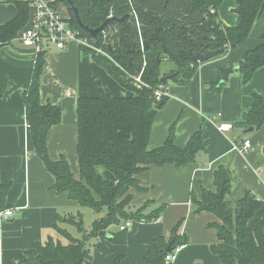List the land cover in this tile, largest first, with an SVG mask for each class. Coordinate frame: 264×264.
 <instances>
[{"label":"trees","instance_id":"1","mask_svg":"<svg viewBox=\"0 0 264 264\" xmlns=\"http://www.w3.org/2000/svg\"><path fill=\"white\" fill-rule=\"evenodd\" d=\"M78 12L84 27L96 29L112 17L116 21L106 27L94 41L83 31L67 0H54V5H63L70 16L71 26L82 32L97 49H102L115 62V66L97 56L93 57L109 75L127 90L130 97L115 98L103 93L100 97L79 98L77 101L79 180L74 179L71 166L65 158L52 161L48 149L49 130L62 123V109L50 103H41V85L45 72V53L38 54L33 79L28 90L23 91L25 118L30 128L29 135L33 151L42 160L48 172L56 180L53 189L69 194V198L80 207H87L105 217L96 220L91 233L85 231L82 214L60 218L64 224L76 228L80 238H75L67 229L57 225L58 233L67 239V244L53 239L45 245H36V255L27 254L23 264H92L93 257L87 248L90 240L99 238L96 247L103 255H109L108 242L125 245L127 231H120L124 221L152 223L166 210L165 205L148 213L150 203L132 210L131 190H142L139 173L154 167L172 164L178 168L196 162L204 151L201 131L190 138L184 148L176 145L175 126L169 129L167 140L158 149H150L149 143L157 112L166 105L168 98L155 101L158 85L177 84L183 79H191L202 62L195 60L196 54L209 51L235 50L247 41L255 23L264 17V0H236L235 10L239 17L236 28L226 27L219 20V9L224 0H69ZM18 14L14 20L0 26V47L15 39L20 30L30 23V5L13 1ZM215 11V14L211 13ZM262 44L246 54L237 66L229 65L220 71L215 89L223 88L229 78L240 75L242 83L248 84L259 70H264V35ZM167 48L169 55L165 52ZM165 60L178 65L172 80L162 82L160 70ZM145 65V66H144ZM148 87L133 86L132 77L140 75ZM166 76V75H165ZM253 106L247 114L248 128L256 131L264 126V100L261 95L252 96ZM217 192L203 189L201 199L191 198L192 213L214 214L219 223L213 225L219 241L239 250L241 259L211 247L221 264H264V212L262 201L251 192L235 202H226L231 191L232 176L229 170L219 167L215 171ZM221 184L224 196L219 197ZM9 185H0V215L9 208L7 193ZM1 218V217H0ZM181 220L172 230L171 238L162 248H155L145 259V264H164L169 246L172 250L188 243L186 236L180 235L184 225ZM254 223V226L251 224ZM117 226V232H109ZM1 229V226H0ZM108 236H110L108 238ZM123 257L114 264H121Z\"/></svg>","mask_w":264,"mask_h":264},{"label":"crops","instance_id":"2","mask_svg":"<svg viewBox=\"0 0 264 264\" xmlns=\"http://www.w3.org/2000/svg\"><path fill=\"white\" fill-rule=\"evenodd\" d=\"M13 1L0 0V26L17 16ZM17 1L31 8L37 0ZM46 1L54 3V0ZM237 7L236 0H224L218 11L222 25L238 26ZM58 9L64 17L70 18L65 6L59 5ZM22 31L0 47V185L10 186L7 205L15 209L12 218H0V264H23L27 254L36 255L37 244L45 245L52 239L66 245L67 239L56 227L67 229V224L59 217L80 214V205L72 201L69 194H59L53 189L56 180L33 151L23 91L31 86L38 53L21 44ZM263 35L264 17L255 23L244 44L201 63L195 76L183 79L180 85H167L169 97L157 112L149 148H161L169 129L175 126L177 147L184 148L190 138L201 131L205 149L195 163L182 168L172 164L161 168L152 166L138 174L136 178L142 190L130 191L134 210L145 203H150L148 213L161 205L167 208L152 223L132 221L127 243L109 245L112 255L104 260L97 254L95 264H114L119 257H123L121 264H145L150 252L169 242L172 230L181 220L185 222L180 235L186 236L188 243L174 264H221L211 250L214 245L236 260L241 259L238 249L219 241L213 227L219 220L214 214L192 213L191 198L194 195L201 199L203 189L217 192L215 171L224 167L232 176L231 191L225 201L235 203L251 192L262 201L264 212V126L252 135H244L248 128L247 114L253 106L252 96L259 94L264 100V70H259L246 85L240 75L234 74L223 88L212 87L218 85L221 70L229 65L237 66L247 52L262 44ZM94 56L102 57L91 44L78 42L69 44L65 50L50 48L45 56L41 103L58 106L63 114L62 123L48 132L47 150L52 161L66 159L76 180L80 177L78 99L100 97L103 93L115 98L133 96L93 60ZM109 64L113 63L109 61ZM174 71L170 69L164 74ZM225 123L231 124L232 129L223 133L219 126ZM242 138L252 142L253 149L248 155L240 154L234 146V142Z\"/></svg>","mask_w":264,"mask_h":264},{"label":"built area","instance_id":"3","mask_svg":"<svg viewBox=\"0 0 264 264\" xmlns=\"http://www.w3.org/2000/svg\"><path fill=\"white\" fill-rule=\"evenodd\" d=\"M31 10L29 26L21 32L19 37L23 46L34 48L40 54L45 53L50 48L65 50L69 44L75 42L89 44V41L82 37V32L71 26L70 18L64 17L58 6L54 5L53 2L37 0L33 2ZM211 13L215 14V11L211 10ZM142 73L143 71L139 76L132 77L133 86L138 87V89L148 87L142 81ZM154 96L156 102L163 101L169 97V88L163 84L158 85ZM231 129L232 125L228 123L219 126V130L223 133ZM234 146L243 155H248L253 149L251 140L246 138L235 141ZM14 214V208H7L5 212L1 213L0 217L6 220L12 218ZM133 223L132 221H124V224L119 228L120 231H128L133 226ZM183 248L184 246H181L171 250L172 252L165 257L164 264H174Z\"/></svg>","mask_w":264,"mask_h":264},{"label":"rangeland","instance_id":"4","mask_svg":"<svg viewBox=\"0 0 264 264\" xmlns=\"http://www.w3.org/2000/svg\"><path fill=\"white\" fill-rule=\"evenodd\" d=\"M60 8V7H59ZM61 10V9H60ZM110 17H112V15L110 16ZM109 17V18H110ZM97 49V48H96ZM98 51H99V53L101 54V60H104L105 61V59H106V61L109 63V61L111 62V63H113L112 65H116L115 64V62L110 58V56H108V53L106 52V51H104V50H102V49H98ZM145 66V65H144ZM170 69H174L175 71L174 72H176L177 71V69H178V65L175 63V62H173V61H168V60H165V62H163L162 64H161V67H160V70H161V72L163 73V77H165V75L166 74H164L166 71L168 72ZM143 71V70H142ZM141 71V72H142ZM140 72V73H141ZM139 73V74H140ZM173 74V73H172ZM172 74H170V75H166V76H172ZM139 76V75H138ZM143 81V80H142ZM167 86V85H166ZM135 87V86H134ZM136 88V87H135ZM138 88V87H137ZM129 91V90H128ZM250 135H252V134H250ZM80 209V211H79V213L80 214H82V217H83V223L85 224V231H86V233L87 234H89V233H91V231L93 230V225H94V222L96 221V220H100L101 218H103V217H105L106 216V214H107V211H105L104 210V212H102V213H100V214H98V213H96L95 211H93L92 209H90V208H87V207H80L79 208ZM130 209H132V210H134V207L131 205V207H130ZM77 216V215H76ZM67 229H68V231L72 234V236L73 237H75V238H80V235L77 233V231H76V228H74V227H72V226H69V225H67ZM117 230H118V228H117V226H112L111 228H110V230H109V232L111 231V232H113V233H115V232H117ZM100 241V239L99 238H95V239H93V240H90L88 243H87V248L90 250V253L92 254V257H93V262H92V264H95V260H96V258H97V254H99V256H101V258H103L104 260H107V259H109V257L112 255V253H111V248L109 247V245H112V246H115L116 247V245H121V244H114L112 241H110V242H108V248H109V251H110V254L109 255H103L102 253H100L99 251H98V249H97V247H96V244L98 243ZM121 246H123V245H121ZM116 261V260H115ZM115 261H114V263H115Z\"/></svg>","mask_w":264,"mask_h":264},{"label":"water","instance_id":"5","mask_svg":"<svg viewBox=\"0 0 264 264\" xmlns=\"http://www.w3.org/2000/svg\"><path fill=\"white\" fill-rule=\"evenodd\" d=\"M68 2H70L69 0H67ZM70 4H71V8H72V10H73V12H74V15L76 16V18H77V22H78V25H79V27L83 30V31H86L89 35H91V37H92V39L94 40V41H96L97 39H98V35L99 34H101V33H104L106 30V27L108 26V24H110L111 22H114V21H116V18H114V17H110L109 19H107L105 22H104V24L101 26V27H99V28H96V29H88L87 27H84L83 26V24H82V22H81V19H80V17L78 16V12H77V10H76V8L73 6V4L70 2ZM164 50H165V52L169 55V51H168V49L165 47L164 48ZM224 52H225V49H223V50H217V51H209L208 53H206V54H196L195 56H194V59L195 60H198V61H200V62H202V63H205V62H209V60H211V59H213V58H216L217 56H220V55H222V54H224ZM172 78H173V76H165V78H162V82H165V81H170V80H172ZM255 129L254 128H252V127H250V128H247L246 130H245V132H244V135H250V134H254L255 133ZM224 184H221V188H220V192H219V197L220 198H222L223 196H224V192H225V190H224V186H223ZM110 236H108V238H109ZM172 250V247L171 246H169V247H167L166 249H165V251L167 252V253H170V252H172L171 251Z\"/></svg>","mask_w":264,"mask_h":264}]
</instances>
